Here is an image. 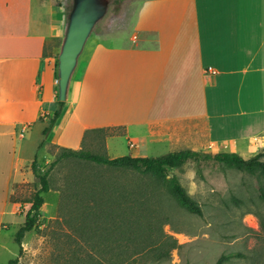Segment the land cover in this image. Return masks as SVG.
<instances>
[{
    "label": "crops",
    "instance_id": "0c3cea01",
    "mask_svg": "<svg viewBox=\"0 0 264 264\" xmlns=\"http://www.w3.org/2000/svg\"><path fill=\"white\" fill-rule=\"evenodd\" d=\"M134 3L123 42L109 36L128 16L96 33L44 136L57 108L66 3L0 0V247L21 170L51 161V145L79 149L88 129L116 130L105 139L110 158L264 149V0Z\"/></svg>",
    "mask_w": 264,
    "mask_h": 264
},
{
    "label": "rangeland",
    "instance_id": "374dc122",
    "mask_svg": "<svg viewBox=\"0 0 264 264\" xmlns=\"http://www.w3.org/2000/svg\"><path fill=\"white\" fill-rule=\"evenodd\" d=\"M64 1L67 23L72 0ZM104 1L107 4L106 13L93 26L71 78L80 72L81 59L102 28L116 27L128 16L126 27L114 29L113 32L117 34L115 37L109 36V39L120 44L131 31L129 24L133 16L130 11L134 0ZM83 148L93 153L101 152L100 145L95 142H87ZM49 150L53 154L52 160L40 165V168H50V189L42 194L44 202L39 209L36 226L24 234L21 252L14 235L24 222V215L39 184L30 167L21 170L25 172L21 178L23 181L12 186L10 201L14 209L12 215L5 216L6 222L2 224L5 242L0 247V264H9V260L14 258H17L15 264H70L73 259L71 252L75 248L71 239L76 233L59 216L65 177L74 168H112L91 165L75 158L58 159L61 150L54 145ZM39 154H44V151L41 149ZM168 173L176 175L187 193L200 204L202 215L187 212L167 195L160 197L159 209L168 217L163 231L173 236L178 246L171 250L166 260L141 261L137 264H214L223 255L228 257L222 264H264V178L223 163L194 159L170 169Z\"/></svg>",
    "mask_w": 264,
    "mask_h": 264
},
{
    "label": "trees",
    "instance_id": "16d2710c",
    "mask_svg": "<svg viewBox=\"0 0 264 264\" xmlns=\"http://www.w3.org/2000/svg\"><path fill=\"white\" fill-rule=\"evenodd\" d=\"M64 104L65 101L57 100V108L43 131L44 136L59 119ZM115 133L112 128H92L85 131L79 149L58 147L61 150L58 159L75 158L91 165L112 167L74 168L65 177L59 216L76 233L71 239L75 248L71 252L73 259L70 264H137L168 259L178 243L163 231L168 217L159 209L160 197L167 195L187 212L202 215L200 204L187 193L176 175L168 173L188 160L223 163L264 178V161L261 160L264 149L249 158L235 152L195 150L173 151L158 157L123 155L110 158L105 139ZM87 142L99 144L101 152L84 149ZM30 167L39 187L31 198L23 224L14 235L19 252L24 234L36 226L39 209L44 202L42 194L50 189V168H40L36 158ZM227 257L221 256L214 264H222ZM16 262L17 258L9 260V264Z\"/></svg>",
    "mask_w": 264,
    "mask_h": 264
},
{
    "label": "water",
    "instance_id": "95a60500",
    "mask_svg": "<svg viewBox=\"0 0 264 264\" xmlns=\"http://www.w3.org/2000/svg\"><path fill=\"white\" fill-rule=\"evenodd\" d=\"M107 10L104 0H72L64 38L57 57V99L66 100L67 88L84 44L95 23Z\"/></svg>",
    "mask_w": 264,
    "mask_h": 264
},
{
    "label": "built area",
    "instance_id": "2783aa9c",
    "mask_svg": "<svg viewBox=\"0 0 264 264\" xmlns=\"http://www.w3.org/2000/svg\"><path fill=\"white\" fill-rule=\"evenodd\" d=\"M56 81H57V80H56ZM129 146H130V147H133V146H134L133 142H129Z\"/></svg>",
    "mask_w": 264,
    "mask_h": 264
}]
</instances>
